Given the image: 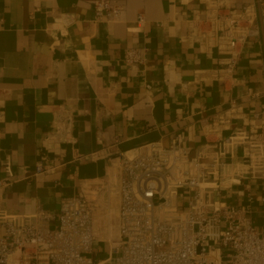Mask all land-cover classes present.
<instances>
[{"label": "crops", "instance_id": "1", "mask_svg": "<svg viewBox=\"0 0 264 264\" xmlns=\"http://www.w3.org/2000/svg\"><path fill=\"white\" fill-rule=\"evenodd\" d=\"M117 1L121 17L107 22L95 20L94 0H0V180L5 162L13 169L0 208L57 213L65 195L113 181L122 153L177 136L204 144L207 122L226 114L221 136L237 128L264 136V4L228 0L237 11L256 4L261 34L248 37L223 80L200 76L222 55L189 35V21L206 17L205 0ZM133 47L144 63L126 62ZM42 156L48 171L36 175ZM222 198L264 228L263 175Z\"/></svg>", "mask_w": 264, "mask_h": 264}, {"label": "built area", "instance_id": "2", "mask_svg": "<svg viewBox=\"0 0 264 264\" xmlns=\"http://www.w3.org/2000/svg\"><path fill=\"white\" fill-rule=\"evenodd\" d=\"M205 1L206 17L189 21V35L222 55L219 68L203 69L200 76L209 72L224 80L248 37L261 34L258 11L256 4L237 11L228 0ZM93 5L97 21L115 22L124 9L117 0ZM138 21H145L143 13ZM125 60L144 63L141 49L129 48ZM224 119L227 114L207 122L204 144L177 136L168 145L156 139L122 153L113 181L65 195L57 213L41 205L32 214L0 208V264H224L223 246L232 250L230 264H264V228L254 225L249 208L222 198L225 188L249 175L264 176V136L241 128L221 136ZM45 158L36 163V175L48 171ZM5 170L0 187L11 183L9 161ZM96 242L109 249L93 257Z\"/></svg>", "mask_w": 264, "mask_h": 264}, {"label": "rangeland", "instance_id": "3", "mask_svg": "<svg viewBox=\"0 0 264 264\" xmlns=\"http://www.w3.org/2000/svg\"><path fill=\"white\" fill-rule=\"evenodd\" d=\"M182 197L184 198V196L181 195V199ZM109 249V245L106 243H95V254H93V257L97 256L98 250H100V255L104 252L107 251ZM223 250V260H224V264H230L231 263V259L227 256L228 253H230L232 250L230 249V247L228 246H223L222 247ZM120 252H116L114 254V257H116L117 255H119ZM113 262L109 263L112 264Z\"/></svg>", "mask_w": 264, "mask_h": 264}, {"label": "water", "instance_id": "4", "mask_svg": "<svg viewBox=\"0 0 264 264\" xmlns=\"http://www.w3.org/2000/svg\"><path fill=\"white\" fill-rule=\"evenodd\" d=\"M263 29H264V27H263Z\"/></svg>", "mask_w": 264, "mask_h": 264}]
</instances>
